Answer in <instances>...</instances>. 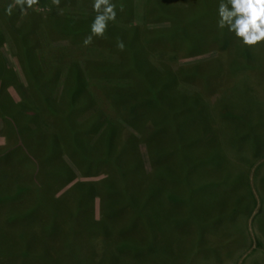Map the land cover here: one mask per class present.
<instances>
[{
    "label": "rangeland",
    "instance_id": "obj_1",
    "mask_svg": "<svg viewBox=\"0 0 264 264\" xmlns=\"http://www.w3.org/2000/svg\"><path fill=\"white\" fill-rule=\"evenodd\" d=\"M208 1L220 2L112 0L118 16L108 38L92 41L100 56L88 58L90 48L75 43L91 28L72 38V24L83 13L94 20L93 0H60L59 7L38 0L11 15L5 9L13 0H0V100L7 106L5 94L13 101L26 94L44 110L37 100L45 79L51 98H63L53 107L54 125L31 129L36 154L23 147L10 158L12 119L0 113V155L7 156L0 167L30 170L33 181L20 180L18 192L3 180L0 264H264V43L254 46L262 52L250 64L232 61L222 53L216 13L206 34L207 19L190 17ZM152 14H159L154 23ZM51 15L62 17V27L45 24ZM153 26L160 36L152 37ZM70 53L83 70L89 60V73L85 89L63 96L70 65L62 55ZM191 65L201 77L186 72ZM254 108L261 116L252 117ZM86 133L89 142L79 146ZM73 142L56 171L57 151ZM53 177L52 187L60 183L53 196L38 190L40 178ZM11 214L18 219L6 220Z\"/></svg>",
    "mask_w": 264,
    "mask_h": 264
},
{
    "label": "trees",
    "instance_id": "obj_2",
    "mask_svg": "<svg viewBox=\"0 0 264 264\" xmlns=\"http://www.w3.org/2000/svg\"><path fill=\"white\" fill-rule=\"evenodd\" d=\"M117 1H118L119 5L124 6L125 2H120V0H117ZM219 3H216V5L215 4L212 5V3L210 1H208L207 4H206V7L204 6V8H202L203 9L202 14L200 13L201 9L197 10L196 12L194 10H190V17L193 14L194 17L202 16L203 18L207 19L208 22H206V24H208V26H207V29L205 31V34L209 33L210 31L213 30L212 21L209 20L210 19L209 15L212 14L210 12L211 11L215 12L216 13V14H214V15H216L215 19H217V20L219 19L218 11H217ZM92 14L83 13L82 15H80L78 17L79 18L78 23L75 22V21H77V20H75L76 17L75 18L74 17L71 18V22L72 23L73 22L76 23L74 28H73V24H72V32H73L72 38L76 37V34L78 35L79 33H82V31L85 28L90 27V25H91V23L93 21L92 18L94 17V15H92ZM117 14H118V11L116 9V16H118ZM154 16L159 17V14L158 15L152 14V22L153 23H154ZM204 16H208V18H206ZM35 17H36V19H39L38 16H35ZM47 19H48V21L45 23L46 25H48L50 23V21H56L58 23V26H60V27H62L63 21H64L62 19V17L55 16V15H51ZM30 20H32V21L34 20L35 21V18L34 17H30ZM32 21H29L30 25H31ZM41 23H40V25L42 26ZM42 28L44 29V26H42ZM113 28L114 27H112V29H110V31L112 30L111 33H115V34L120 33L119 28H116V29L115 28L113 29ZM161 29L162 28H159V27L155 28L153 26L152 27V33H153L152 37H155V35L156 36H160V34L162 32ZM46 33L48 34V32H46ZM86 34H84L82 36L85 38L87 36ZM222 34H224L223 38H222V43L227 45L226 49H224L226 51H222V53L226 54L227 56L230 54L232 61H234V62H239L240 61V62H242L243 66H245L244 63L246 65L250 64L252 62L251 58H254L259 52H262V50H264V45H263V49L262 50H258V49L256 50L254 47L251 48L249 46H246V45L242 44V42L235 36V33L229 32L227 27L223 28ZM82 36H80V37H82ZM103 36H104V38H108L107 35H103ZM111 38H114V37H111ZM76 39H75L76 40L75 46H79L81 44L84 45L83 42L78 40V37ZM93 39H94V37H93ZM198 40H201V39H198ZM234 41H235V43H234ZM114 42H116V41H114ZM113 43L111 45H113ZM87 46L91 50L90 54L89 53L88 54L84 53L86 56H88V58H90V56L91 57L100 56L98 54V52H97V54L94 52V51H96V49L92 48V43L87 45ZM128 49H133L134 50V45H132ZM83 50L88 52L87 49H83ZM77 58H78V53H76V54H71L70 53L68 56H64V54L62 55V61H65V62L69 63V65H70V75H69L70 78H69V80H67L64 83V85L62 87L63 90L66 89L64 91L62 90L63 91V96L67 95L68 92H70V91H72L74 89H81V88L85 89V87H86V81H85V77L84 76H87L88 75L87 73H89L88 72V69H89L88 62H89V60H88V62L86 61L87 65H86L85 70H83L80 67L79 63H78ZM191 66H193L194 70H188V68H187L186 72L189 73V75H193L194 74L195 77H197L198 75H199L198 77H201V75L197 73V67L195 65H191ZM217 66L220 67V64H218ZM227 66H226V68H227ZM249 67H250V65L248 66V68ZM213 68L217 72L218 67L217 68L213 67ZM57 72L58 71H56V73ZM23 73H25V76L27 78L28 72H23ZM169 74H170V72H168V75ZM218 74H219V72H218ZM207 76H208V74L206 75V77ZM0 77H3V75H0ZM204 81L209 82L210 80H204ZM27 83H28V86L30 88L31 87V82L28 79H27ZM39 84L41 85L40 89L44 90V94L37 101H40L38 103L40 105H42L43 107H45L44 110H41L40 108L37 109L36 108V101L32 102L33 101L32 99H30L28 102H26L27 99H29V97H28L29 95L27 96L26 94H25V96H21L19 101H13L12 98L9 95L5 94L4 95V98H5L4 100L8 103L7 106L0 100V113L7 115L8 111H9V116L8 115L7 116L12 119L11 120V129H10L11 135L6 134V137H8V138H6V140H8V141H11L12 139L14 140V143L11 144L12 146L10 145L11 146L10 147V153H9L10 158L11 157H15V155H17V156L20 155L21 156V154H23V150H25V149L29 150L31 154H36L37 152L32 151V146H30V143H29V140L32 137L31 129H36L37 127H40V126L47 127V129H48L52 125L55 124L54 121L56 122L57 116L55 114H57V112L54 110L53 107L55 106V104L61 105L63 98H61L57 102H55L51 98V92L53 90V86H52L50 80L45 79L43 82H41ZM34 85H35V83H34ZM211 88H213V86H210V87L205 86L203 90H205V92H207L206 90H210ZM34 89H35V87H34ZM91 89H92V86H91ZM66 100L68 101L69 99H66ZM70 104H71V101H70ZM9 106L11 107L10 109H9ZM240 108H242L244 113H246L247 110H248V107H246L245 105L242 106V107H239V109ZM62 110H63L62 112L64 113L65 109H62ZM62 112L61 113L58 112V116H61ZM251 112H254L252 114L253 118L261 116L260 112L257 111L256 108H254L253 111H251ZM26 113H28V118L26 120H23L21 118V115L22 114H26ZM240 113H243V112H240ZM45 114H48V115L46 116ZM9 125H10V123H9ZM86 136H87V141L84 140L83 141L84 143H77V142L76 143L79 144V146L80 145L83 146V144L86 145L89 142L87 133H86ZM23 140H24V145L20 143ZM19 146H22V148H19ZM74 146H75V142L70 143L68 146H66L61 151H57L58 158H59V161H60V164H59L60 166L56 169V171L59 170L60 167H62V165L64 164V161L62 160V158H64V156L67 155L68 153L72 152V148ZM23 147L24 148L26 147V148L24 149ZM70 155H71V153H70ZM1 156L2 155H0V162L3 161V160H6L7 156H5L2 159H1ZM7 174H12L13 175V177H12L13 181H12V179H9L8 177L5 178V176H7ZM0 178L2 179V181L0 179V185H1L0 188H2V190H0V191H4V190L8 191L5 188V186H4V183H3L4 179H7L8 182H11L10 185H14L15 189L18 192H21L22 189H23V187L21 186L22 183L20 182V180H26L27 182H33L30 170L19 173V172L10 171V170H7L6 168H1L0 167ZM39 180L42 183L41 184H39V183L37 184L38 190H40V189L42 190L43 188H45V191L48 192V195H51L52 194V190H54V188L56 186L58 187V185L60 184V183H56L52 187L54 181L58 182L57 178L55 179V177H53L51 181L46 180L44 178H40ZM38 190H36V186H35V190H33V195H34L35 191H38ZM67 190H69V189H67ZM10 191H11V186H10ZM11 196L13 198H16V194L11 195ZM52 196H53V194H52ZM52 196L50 197V199H47V200L44 199L45 203L47 204V208L50 207V206H53V204H55V201H56L57 197L53 198ZM0 198L2 199L3 197H0ZM8 218H10L9 220L11 221V220H13V219H15L17 217H15V216H13L11 214V215H9L6 218V220H8ZM0 254L5 255L4 248H2V246L0 248ZM10 260H12L14 262V264H20L15 259H10Z\"/></svg>",
    "mask_w": 264,
    "mask_h": 264
},
{
    "label": "clouds",
    "instance_id": "obj_3",
    "mask_svg": "<svg viewBox=\"0 0 264 264\" xmlns=\"http://www.w3.org/2000/svg\"><path fill=\"white\" fill-rule=\"evenodd\" d=\"M53 5L59 7L60 0H51ZM38 0H13V3L6 7V13L12 14L13 8L19 6L21 13L27 8H32ZM93 10L97 13L92 21L91 32L84 38V45H89L93 37H102L107 30L108 22L115 21L117 5L112 0H93ZM122 10V9H121ZM218 22L220 29L227 27L229 32L242 44L254 47L264 43V0H220L218 4ZM116 47L123 51L125 45L122 40H117Z\"/></svg>",
    "mask_w": 264,
    "mask_h": 264
}]
</instances>
